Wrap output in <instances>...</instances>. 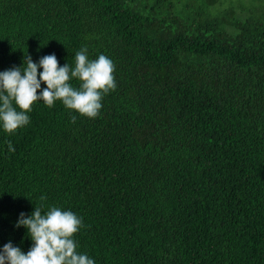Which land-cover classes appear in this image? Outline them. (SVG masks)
Here are the masks:
<instances>
[{
	"label": "trees",
	"instance_id": "16d2710c",
	"mask_svg": "<svg viewBox=\"0 0 264 264\" xmlns=\"http://www.w3.org/2000/svg\"><path fill=\"white\" fill-rule=\"evenodd\" d=\"M257 2L0 0V72L53 53L74 68L86 47L116 83L96 118L40 100L0 127V248L26 254L20 213L57 207L82 218L73 239L95 264H264Z\"/></svg>",
	"mask_w": 264,
	"mask_h": 264
},
{
	"label": "clouds",
	"instance_id": "9594fccd",
	"mask_svg": "<svg viewBox=\"0 0 264 264\" xmlns=\"http://www.w3.org/2000/svg\"><path fill=\"white\" fill-rule=\"evenodd\" d=\"M113 72L111 59L101 54L89 60L86 47L76 52L74 68L68 63L60 66L54 53L41 57L38 62L27 55L22 66L0 72V127L12 134L27 125L32 105L40 100L48 107L59 100L81 116L96 118L103 96L116 88ZM71 78L79 80V88L69 83ZM41 84L47 87L38 95ZM75 120L73 116L72 122ZM8 149L15 151L10 141ZM83 226L82 218L57 207H51L44 214L41 207H35L31 215L21 212L16 227L26 228L33 243L26 254L11 241L4 244L0 248V264H95L87 254L77 252L73 236Z\"/></svg>",
	"mask_w": 264,
	"mask_h": 264
},
{
	"label": "rangeland",
	"instance_id": "374dc122",
	"mask_svg": "<svg viewBox=\"0 0 264 264\" xmlns=\"http://www.w3.org/2000/svg\"><path fill=\"white\" fill-rule=\"evenodd\" d=\"M240 3L237 4L239 7H245V8H260V4L257 2V0H237ZM264 1V0H263Z\"/></svg>",
	"mask_w": 264,
	"mask_h": 264
}]
</instances>
